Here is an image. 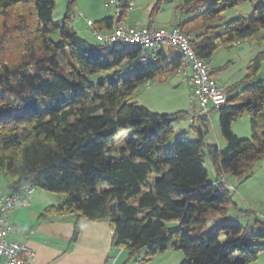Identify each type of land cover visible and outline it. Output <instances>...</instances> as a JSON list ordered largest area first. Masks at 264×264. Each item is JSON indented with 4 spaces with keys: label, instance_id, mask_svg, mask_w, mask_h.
<instances>
[{
    "label": "trees",
    "instance_id": "trees-1",
    "mask_svg": "<svg viewBox=\"0 0 264 264\" xmlns=\"http://www.w3.org/2000/svg\"><path fill=\"white\" fill-rule=\"evenodd\" d=\"M203 1L187 4L196 9ZM238 1L214 0L203 14L173 25L188 34L213 29L222 12ZM75 3L69 0L58 23L53 19L55 0H0V174L12 179L9 187L64 194L63 202L47 206L42 216L73 215V241L81 219L108 220L114 227V247L127 250L130 258L144 248L152 257L174 240L173 246L185 253L180 264L257 260L264 251V221L257 220V233L231 221L230 208L236 205L221 179L248 176L254 162L264 157V78L233 96L230 91L239 84L226 90L227 102L219 109L225 150L213 145L204 151L210 112L193 118L203 125L197 139L183 134L168 145L174 124L191 112L156 113L134 98L141 84L176 70L181 54L168 58L160 47L163 59L142 64L139 46L94 45L74 27ZM119 6L120 14L106 16L96 26L111 30L123 22L126 6ZM56 32L59 40L52 38ZM260 33L264 39V0L252 16L207 30L192 45L210 60L219 44L233 46ZM263 61L264 52L256 54L249 77ZM126 62L135 65L123 72ZM103 71L114 75L92 79ZM246 112L252 136L241 138L232 123ZM120 129L129 131V140L113 151ZM206 157L215 181L209 179Z\"/></svg>",
    "mask_w": 264,
    "mask_h": 264
},
{
    "label": "rangeland",
    "instance_id": "rangeland-1",
    "mask_svg": "<svg viewBox=\"0 0 264 264\" xmlns=\"http://www.w3.org/2000/svg\"><path fill=\"white\" fill-rule=\"evenodd\" d=\"M55 1L56 8L53 13V19L55 22L61 23L67 14L69 0ZM111 1H115L116 4H111L106 8L105 4ZM187 1L189 0H76L72 21L81 36L87 38L92 44L98 45L99 42L94 38L87 25V18L97 22L106 16H115L118 12L117 3L119 4V2L126 6L123 17L124 22L137 26L147 25L152 22L155 25L167 27L174 22L184 23L203 14L214 0H204L199 3L196 9H191ZM261 1L239 0L234 7L227 8L222 12L220 19L212 24V28L216 29V27L237 18L252 16L255 13L256 5ZM213 29L198 28L191 33L192 39L196 40L197 37L204 36L207 30L213 31ZM210 35L211 33H208V36ZM262 35L263 33H260L252 39L241 40L233 46L219 44L210 57L215 69L214 76L222 87L228 90L233 85L239 84L238 88L230 91L232 96L264 78V61L256 75L248 76L249 65L253 58L259 52H264V39H260ZM52 38L59 40V33H53ZM163 46L173 50L168 51L169 57L176 55L175 51L177 49L175 47L168 43H164ZM133 65L135 63L126 62L120 70L125 72ZM113 75V71H103L94 74L92 79L98 81ZM191 95L192 88L189 77L174 70L165 79H152L149 83L141 84L135 93L134 99L140 105L147 107L153 112L176 114L181 111L190 112L193 109ZM219 118V109H214L210 112L209 122L205 130V152L208 151L209 146L213 145H217L221 150L227 148V142L221 132ZM200 127H203V125L197 119L194 120L192 115L179 120L174 124V135L168 145H172L183 134H186L189 139H197V130ZM232 129L239 137L250 138L252 129L249 114L246 112L236 117L232 123ZM128 140L129 131L120 129L116 140L111 144L113 151L120 149ZM205 167L208 170L209 179L215 181L216 173L211 160L207 157L205 159ZM11 180V178L7 179L0 174V186H9ZM227 181L234 187L231 191L233 202L236 205L230 208L228 218L248 227L250 232L257 233L260 230L258 224H256L257 220L264 221V157L254 162L251 173L248 176L236 177L228 175ZM64 198V194L50 192L41 187H34L31 206L44 208L50 204L62 203ZM173 243L174 240L170 242L166 250L149 258L147 257V248L142 249L134 258H130L127 250L119 256L116 253L113 257L117 256V261L111 264H141V260H145L146 264H180L185 258V253L175 248ZM251 264H264V251Z\"/></svg>",
    "mask_w": 264,
    "mask_h": 264
},
{
    "label": "built area",
    "instance_id": "built-area-1",
    "mask_svg": "<svg viewBox=\"0 0 264 264\" xmlns=\"http://www.w3.org/2000/svg\"><path fill=\"white\" fill-rule=\"evenodd\" d=\"M111 4H116V2H107L106 8ZM117 7L118 15L121 12L118 3ZM87 25L94 38L101 44L122 43L141 47L140 61L142 64L158 60L157 49L164 43L175 47L182 56V62L176 72L189 77L191 83L193 109L190 112L193 118L206 115L211 110L220 109L227 102L226 89L212 74L214 69L212 61L198 55L192 45L191 34L185 32L180 26L166 27L155 24L137 26L123 21L111 30H104L97 27L95 22L89 18H87ZM221 181L228 188L234 189L226 177H222ZM33 191V186L21 189L0 186V264H29L32 251L27 244L12 238L15 227L9 214L16 208L29 206ZM212 222L216 224L220 222V219H213ZM116 251L119 256L124 249L118 247ZM117 256L112 259L113 262L117 261Z\"/></svg>",
    "mask_w": 264,
    "mask_h": 264
},
{
    "label": "crops",
    "instance_id": "crops-1",
    "mask_svg": "<svg viewBox=\"0 0 264 264\" xmlns=\"http://www.w3.org/2000/svg\"><path fill=\"white\" fill-rule=\"evenodd\" d=\"M77 32L80 34L78 30ZM160 47L165 49L167 57L170 58L168 51L173 50L163 45ZM160 47L157 49V54L159 59H163L159 54ZM175 53L178 56L180 54L178 50ZM59 204L61 203L55 205ZM31 205L16 208L9 214L15 227L12 238L27 244L32 251L29 264H111L113 262V256L117 251L113 244L114 229L110 221L81 219L79 235L73 241V215L55 213L42 216L47 206L35 208Z\"/></svg>",
    "mask_w": 264,
    "mask_h": 264
},
{
    "label": "water",
    "instance_id": "water-1",
    "mask_svg": "<svg viewBox=\"0 0 264 264\" xmlns=\"http://www.w3.org/2000/svg\"><path fill=\"white\" fill-rule=\"evenodd\" d=\"M117 21H119V18H117Z\"/></svg>",
    "mask_w": 264,
    "mask_h": 264
}]
</instances>
